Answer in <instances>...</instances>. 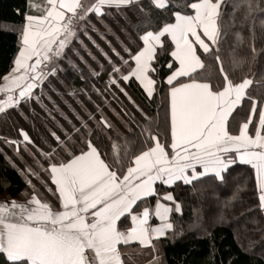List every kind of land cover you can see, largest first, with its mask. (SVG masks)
<instances>
[{"label": "snow or ice", "instance_id": "6c2138e0", "mask_svg": "<svg viewBox=\"0 0 264 264\" xmlns=\"http://www.w3.org/2000/svg\"><path fill=\"white\" fill-rule=\"evenodd\" d=\"M229 2L232 12L225 20ZM241 9L242 20L247 19L264 12V0H186L183 9L174 0H25L24 11L16 9L22 15L19 43L9 70L0 75V114L33 102L47 108L45 99L58 110L48 93L55 91L53 80L62 71V60L76 67L67 53L83 61L73 45L75 41L87 50L81 37L107 62L105 91L120 111L112 109L110 118L100 105L88 111L80 101L85 116L72 110L79 126L60 111L70 130L59 125L63 136L51 131L52 142L36 148L39 171L18 168L29 189L27 199L0 202V264H126L122 246L155 249L154 240L174 229L171 214H182L176 188L195 189L205 180L224 184L235 165L254 170L256 207L264 213V92H250L253 80L246 76L233 77L241 60L233 58L226 68L220 55L227 29ZM113 11L123 13L126 21L130 12L139 17L123 29L121 51L92 24L93 19L102 23ZM90 32L108 44L115 61ZM251 51L257 52L254 45ZM88 55L96 59L91 51ZM163 56L168 58L162 61ZM206 58L216 65L214 77L201 75ZM129 83L149 101L163 94V120L129 95ZM18 134L22 141L5 138L4 143L19 155L20 144L27 148L33 141L22 128ZM30 177L51 194L52 202L41 198Z\"/></svg>", "mask_w": 264, "mask_h": 264}, {"label": "trees", "instance_id": "16d2710c", "mask_svg": "<svg viewBox=\"0 0 264 264\" xmlns=\"http://www.w3.org/2000/svg\"><path fill=\"white\" fill-rule=\"evenodd\" d=\"M174 2L183 9L186 0H174ZM17 8L23 12L25 0H0V75L9 70L17 53L18 30L22 22V15L17 14ZM224 11L225 20H228L227 14L232 12L230 2L225 5ZM127 15L128 21L124 19L123 13L117 14L115 11L105 17L102 23L92 20L95 28L106 35L117 51H121L120 41H126V33L123 29L135 25L139 20V17L131 12ZM158 15V13L154 14L153 18L156 19ZM242 16L243 9L236 12L235 23L230 24L221 43L220 55L226 68L233 58L241 60L242 63L231 74L237 80L244 76L252 79L253 85L250 86L249 91L259 94L264 92V23H262L264 12H255L244 20ZM237 32L239 39L235 35ZM90 34L115 61L117 58L108 44L101 40L96 32ZM81 38L87 45V50L75 41L73 45L83 56V61L76 55L67 53L76 67L73 68L67 60H62L60 65L62 71L58 72L53 80L52 86L55 91L48 93L59 106L58 110L45 99L44 104L47 108L33 102L29 106H22L21 109H13L0 118V136L3 138L0 139V198L8 196L18 202L27 199L24 192L29 189L18 168L30 166L39 171L36 163L39 157L34 159L36 148H46L47 144L52 142L51 131L63 136L64 129L70 130L71 126L60 115L61 110L77 126L79 121L73 118L72 110L75 109L85 116L80 101L88 111H95V105H100L103 113L110 118L112 109L120 111V104L112 98L109 91H105L106 86L109 85L106 75L107 62L87 37ZM253 45L257 49L254 55L251 51ZM88 51H91L96 59L89 56ZM167 58L163 56L161 60ZM205 63L206 67L201 70V75L214 77L215 63L211 58H206ZM100 64L104 65L103 69L100 68ZM93 70L99 75H93ZM93 86L100 89L104 95H98ZM125 87L129 95L143 106L146 112L157 115L159 120H163L165 101L162 93L153 101H149L136 84L129 83ZM82 90L86 91L87 95ZM73 91L77 93L76 96L68 95ZM110 91L115 92L124 106L135 112L132 104L114 86L110 87ZM88 96H91V100ZM49 111L55 116V120L48 114ZM99 114L96 113L97 116ZM136 115L139 116V113ZM59 125H63L64 129ZM21 128L29 134L33 145H28L26 148L25 144L21 143L18 155L12 147L4 143V139L22 141V137L18 134ZM7 157L15 161L17 168L10 165ZM230 173L224 184L205 180L195 189L188 185L175 189L174 195L182 205V214L175 212L171 214L175 227L166 238L157 242L162 264H264V213L256 207L258 201L255 195L254 170L247 165H235L230 169ZM40 174L42 177L45 175L42 172ZM30 178L40 190L41 198L52 202L54 198L51 194L40 187L35 177ZM237 188H239L238 192ZM234 193H236L235 199L232 198ZM154 202V198H150L149 206L153 207ZM130 255L136 254L133 252ZM123 256L128 259V254Z\"/></svg>", "mask_w": 264, "mask_h": 264}, {"label": "crops", "instance_id": "0c3cea01", "mask_svg": "<svg viewBox=\"0 0 264 264\" xmlns=\"http://www.w3.org/2000/svg\"><path fill=\"white\" fill-rule=\"evenodd\" d=\"M13 109L8 110L6 113L4 114H0V118H3L5 115H7L8 113H10ZM0 139L1 138L0 136ZM23 143V142H22ZM2 199H7V200H11L8 196H5L4 198L1 197L0 198V202H4L1 201ZM154 207V205H153ZM151 224L155 225L157 223V221L153 218L150 221ZM170 232V231H169ZM164 238H161L159 240H154V244H155V249H153L152 247H142L139 246L137 244H132L130 246H122V255L128 254V259H125L126 264H162V257L161 254L159 253V247L157 245V242L162 240ZM136 255H130V253H133ZM130 255V256H129Z\"/></svg>", "mask_w": 264, "mask_h": 264}, {"label": "rangeland", "instance_id": "374dc122", "mask_svg": "<svg viewBox=\"0 0 264 264\" xmlns=\"http://www.w3.org/2000/svg\"><path fill=\"white\" fill-rule=\"evenodd\" d=\"M34 2H36V3H40L41 0H34ZM1 201H7V199H6V200H5V199H2Z\"/></svg>", "mask_w": 264, "mask_h": 264}]
</instances>
